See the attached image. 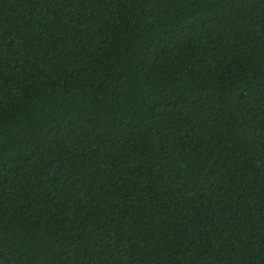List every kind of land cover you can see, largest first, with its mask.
I'll return each instance as SVG.
<instances>
[{"label": "trees", "instance_id": "16d2710c", "mask_svg": "<svg viewBox=\"0 0 264 264\" xmlns=\"http://www.w3.org/2000/svg\"><path fill=\"white\" fill-rule=\"evenodd\" d=\"M0 264H264V0H0Z\"/></svg>", "mask_w": 264, "mask_h": 264}]
</instances>
